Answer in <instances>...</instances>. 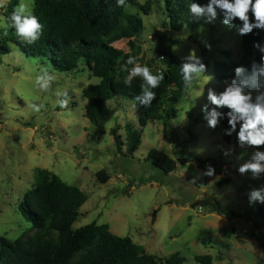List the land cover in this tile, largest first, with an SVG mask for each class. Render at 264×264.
<instances>
[{
  "label": "rangeland",
  "instance_id": "rangeland-1",
  "mask_svg": "<svg viewBox=\"0 0 264 264\" xmlns=\"http://www.w3.org/2000/svg\"><path fill=\"white\" fill-rule=\"evenodd\" d=\"M12 2L0 9V15L4 16ZM137 2L138 7H127V11L142 17L144 30L138 40L145 59L160 67L158 49L164 35L179 61L195 47L207 66L205 74L214 77L205 85L204 97L190 110L192 101L185 92L176 105L175 119L147 123L145 127L139 124L141 109L137 104L113 98L104 104L97 122L91 124L85 116L82 91L97 84V77L81 65L73 73L56 72L53 89L68 88L72 99L71 111L54 108V97L38 92L31 83L40 62L26 58L10 45V52L0 56V236L15 240L34 234L18 206L25 193L33 189L36 170L44 169L87 196L72 230L91 223L107 224L112 234L130 238L162 262L182 257L183 264H197L196 256L209 255L212 264H264V204L248 202L249 191L264 185V175L253 180L250 174L241 176L237 171L254 149H241L235 133L230 144H225L222 120L217 128H209L201 111L207 103V89L219 92L228 82L215 77L214 64L238 62L241 36L221 23L219 13L214 24L203 25L202 33L197 29L203 21L189 18L179 32H173L165 29L162 0ZM147 3L149 12L143 14L139 8ZM186 32L191 35L183 40ZM7 36L0 29V43ZM202 41L211 44L210 51ZM136 44L133 35L109 41L118 55L130 52ZM28 99L45 102L47 110L39 116L31 114L25 104ZM127 124L141 135V144L132 156L125 154ZM114 128L123 144L120 152L110 133ZM229 148L234 151L223 155ZM150 150L175 160V171L165 175L146 161ZM184 158L191 162L180 164ZM198 160L209 161L206 165L212 164L215 176H205L193 184V177L202 172ZM100 171L108 176L105 184L96 179ZM227 178L229 183L220 187ZM226 212L232 214L230 218Z\"/></svg>",
  "mask_w": 264,
  "mask_h": 264
},
{
  "label": "trees",
  "instance_id": "trees-1",
  "mask_svg": "<svg viewBox=\"0 0 264 264\" xmlns=\"http://www.w3.org/2000/svg\"><path fill=\"white\" fill-rule=\"evenodd\" d=\"M166 14V27L179 32L185 19L189 18L188 4L191 0H162ZM201 5L208 0H193ZM17 5L15 0L4 12L7 17ZM127 7H138L137 0H127ZM127 7H117L116 0H35L34 14L44 25L43 35L34 45H25L18 41L14 30H8L7 40L0 43V56L10 52L15 46L26 58H38L40 64L49 65L50 70L61 73H73L81 65L102 82L88 85L82 96L86 100L85 116L89 123L95 124L106 102L113 98H124L137 104L141 109L139 124L175 119L176 105L185 93L180 76L179 61L172 55L169 38L161 37L158 49V62L155 66L151 59H145L138 37L144 30L139 13H130ZM143 14L149 12V4L139 8ZM219 13V12H218ZM236 23H239L237 21ZM165 25V24H164ZM258 32V35L256 34ZM133 35L137 41L130 52L118 55L109 41L115 37L126 38ZM242 53L238 62L214 64V75L219 81L234 78L233 69L243 65L250 67L253 59L259 60L260 54L254 51L253 41L264 44V31L255 30L253 34L243 36ZM136 56L138 62L149 66L153 73L164 72L165 79L159 88L154 89L156 100L148 108L135 101L140 94L139 77L133 79L131 86L124 83L127 72L122 70L128 56ZM163 57V58H161ZM131 68V65H127ZM227 112V109H224ZM223 141L230 144L232 136L224 134L228 128L227 118L221 122ZM126 128V156H132L141 144V135L131 125ZM118 152L123 145L117 135V128L111 130ZM146 161H150L163 174L176 169V161L161 151L150 150ZM191 159H180V164ZM209 161L198 160L197 167L204 170ZM212 165V164H210ZM96 179L105 184L108 176L100 171ZM33 189L26 192L18 206L21 216L31 225L34 234L24 238L8 240L0 236V264H183L184 258L174 257L162 262L144 252L128 237H118L109 231L107 224L91 223L72 230L79 216V209L87 201V196L77 187L63 182L54 173L39 169L35 172ZM229 179L219 183L223 187ZM231 217L230 212H226ZM197 264H212L209 255L196 256Z\"/></svg>",
  "mask_w": 264,
  "mask_h": 264
},
{
  "label": "clouds",
  "instance_id": "clouds-1",
  "mask_svg": "<svg viewBox=\"0 0 264 264\" xmlns=\"http://www.w3.org/2000/svg\"><path fill=\"white\" fill-rule=\"evenodd\" d=\"M9 0H0V9H6ZM117 7H127V0H116ZM35 0H19V3L12 9L11 13L5 17L0 15V29L3 35L8 34V30H14L18 41L25 45L36 44L43 35L44 25L34 14ZM189 19L192 21H203L197 29L204 31L203 25L214 24L219 15L222 16L221 23L229 29H235L238 36H247L255 30L264 31V0H208L207 4L201 5L193 2L188 4ZM239 21V23H236ZM258 35V32L256 33ZM190 32L182 36L186 40ZM209 51L211 44L202 41ZM254 51L260 54L259 60L253 59L250 67L243 65L236 66L234 78L230 82H225L222 91L217 92L214 88L207 89V103L202 105L203 118L209 128L215 129L220 121L227 118L228 128L224 129V134L232 136L236 134L237 145L241 149H254L250 157L239 165L237 171L241 176L250 174L251 179H259L264 175V44L253 41ZM176 48H174V51ZM163 58V57H161ZM35 63H39L38 58H33ZM127 65H131L128 68ZM122 70L127 72L124 83L131 86L133 79L139 77L140 94L135 97V101L148 108L156 100L154 89L159 88L165 79L164 72L158 70L153 73L147 65L138 62L136 56H128ZM207 66L202 58L197 54L195 47L189 49V54L180 64V76L185 92L191 98L192 106L196 101L205 95V85L213 81L212 75H206ZM31 83L38 92L50 93L54 97L53 107L60 110H69L72 97L68 88L57 87L53 89L58 76L55 70H50L49 65L40 64L35 75L31 78ZM96 83L102 82V78H95ZM27 109L31 114L41 115L47 110L46 103L34 99L25 101ZM209 105H212L209 108ZM220 109H227L223 112ZM188 114V113H187ZM185 115V121L187 120ZM239 125V128L237 126ZM234 149L229 148L223 155L229 156ZM215 176V168L206 165L202 172H198L191 181L193 184L203 177ZM220 179V177H216ZM249 205L255 203L264 204V185L260 188H252L248 193Z\"/></svg>",
  "mask_w": 264,
  "mask_h": 264
}]
</instances>
